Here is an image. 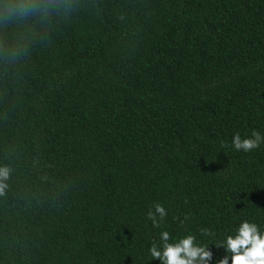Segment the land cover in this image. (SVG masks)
Listing matches in <instances>:
<instances>
[{"label": "trees", "instance_id": "trees-1", "mask_svg": "<svg viewBox=\"0 0 264 264\" xmlns=\"http://www.w3.org/2000/svg\"><path fill=\"white\" fill-rule=\"evenodd\" d=\"M0 25V264H159L174 235L264 224V0H69ZM184 221L181 226L180 221Z\"/></svg>", "mask_w": 264, "mask_h": 264}, {"label": "clouds", "instance_id": "clouds-1", "mask_svg": "<svg viewBox=\"0 0 264 264\" xmlns=\"http://www.w3.org/2000/svg\"><path fill=\"white\" fill-rule=\"evenodd\" d=\"M69 0H0V25H14L20 22H47L50 18L66 13ZM264 144V134L253 130L242 138L235 133L230 147L245 153L258 149ZM9 177V169L0 168V195L7 187L3 181ZM169 215L166 207L156 202L147 212L151 226L159 229L157 237L147 248L148 255L159 264H208L212 260L211 244L206 241L214 237L208 228L194 233L183 230L173 234L166 227ZM183 226L184 221H180ZM224 255L215 264H264V224L255 219L243 217L235 226L219 238L216 245Z\"/></svg>", "mask_w": 264, "mask_h": 264}]
</instances>
